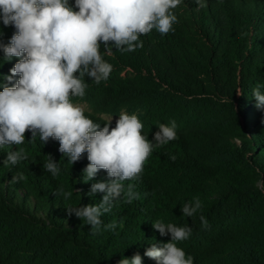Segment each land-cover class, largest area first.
I'll return each mask as SVG.
<instances>
[{"label": "trees", "instance_id": "trees-1", "mask_svg": "<svg viewBox=\"0 0 264 264\" xmlns=\"http://www.w3.org/2000/svg\"><path fill=\"white\" fill-rule=\"evenodd\" d=\"M202 3L182 0L172 30L141 35L134 51L112 46L108 55L101 44L113 66L109 78L96 84L85 77L84 97H73L101 127L110 121L104 115L136 114L153 142L160 124L176 122L177 138L154 144L143 172L124 182L138 198L114 201L99 231L66 209L98 204L104 195H89L91 184L108 176L100 170L86 182L87 153L71 164L59 141L37 135L30 143L31 132L22 145L0 146V264H119L137 253L142 264H156L145 251L171 239L152 227L157 220L192 229L177 245L193 264H264V108L253 96L257 87L264 92V0ZM15 32L0 20V41ZM17 60H5L0 49V91L19 79H7ZM19 148L27 159L5 166ZM48 155L58 164L55 177L43 168ZM19 173L24 179L12 182ZM60 188L74 189L72 196L64 199ZM193 198L202 206L185 217L181 206Z\"/></svg>", "mask_w": 264, "mask_h": 264}, {"label": "clouds", "instance_id": "clouds-1", "mask_svg": "<svg viewBox=\"0 0 264 264\" xmlns=\"http://www.w3.org/2000/svg\"><path fill=\"white\" fill-rule=\"evenodd\" d=\"M182 0H0V20L4 26L12 25L16 32L8 43L0 41L4 59L18 58L11 68L12 77L19 76L14 86L0 91V146L22 145L25 133L31 132L30 143L39 135L41 141L50 138L59 141V151L71 164L87 153L88 165L84 169L86 182L94 180L100 170L107 173L106 181L91 184L89 195H104L99 203L66 208L91 226L95 233L100 230L101 216L109 213L114 201L122 196L127 203L138 198L131 181L143 172L153 152V147L166 145L175 140L176 122L170 126L159 125L154 142L144 134V125L136 114L121 111L115 127L111 120L103 127L84 113V108L73 102V97L83 98L88 85L85 77L96 84L106 81L113 70L111 63L101 55V44L108 55L112 46L117 50L134 51L141 35L156 29L161 34L172 30L177 22L173 10ZM199 8L204 7L197 0ZM258 108H264V92L253 90ZM43 168L54 177L59 174L58 164L51 155ZM175 159L174 156H170ZM27 159L23 148L9 151L5 166L16 165ZM24 179L23 173L12 177V182ZM73 191L57 190L64 199ZM198 198L184 202L183 216L192 217L201 208ZM202 226L207 221L200 216ZM114 229L115 224L104 226ZM161 236L170 234L169 242L161 247L153 244L144 255L156 264H193L177 242L188 239L192 229L152 222ZM119 264H142L137 253L131 260L122 258Z\"/></svg>", "mask_w": 264, "mask_h": 264}, {"label": "rangeland", "instance_id": "rangeland-1", "mask_svg": "<svg viewBox=\"0 0 264 264\" xmlns=\"http://www.w3.org/2000/svg\"><path fill=\"white\" fill-rule=\"evenodd\" d=\"M80 106H82L84 108V110H88V106L85 103H77ZM103 117L110 119L114 122H116L119 119V116H108V115H104Z\"/></svg>", "mask_w": 264, "mask_h": 264}]
</instances>
